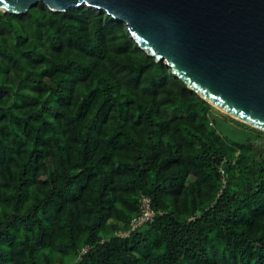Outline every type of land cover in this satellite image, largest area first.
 I'll return each instance as SVG.
<instances>
[{
  "label": "trees",
  "instance_id": "trees-1",
  "mask_svg": "<svg viewBox=\"0 0 264 264\" xmlns=\"http://www.w3.org/2000/svg\"><path fill=\"white\" fill-rule=\"evenodd\" d=\"M258 138L104 11L0 10V264H264Z\"/></svg>",
  "mask_w": 264,
  "mask_h": 264
},
{
  "label": "water",
  "instance_id": "water-1",
  "mask_svg": "<svg viewBox=\"0 0 264 264\" xmlns=\"http://www.w3.org/2000/svg\"><path fill=\"white\" fill-rule=\"evenodd\" d=\"M86 6L122 21L138 47L187 88L233 119L264 132V0H0L27 13L38 3Z\"/></svg>",
  "mask_w": 264,
  "mask_h": 264
},
{
  "label": "built area",
  "instance_id": "built-area-1",
  "mask_svg": "<svg viewBox=\"0 0 264 264\" xmlns=\"http://www.w3.org/2000/svg\"><path fill=\"white\" fill-rule=\"evenodd\" d=\"M219 171L221 173H224V170L221 166L219 168ZM140 206H141V212L139 213V215H137L136 217L132 219L130 228L127 231H119L118 232L119 235L121 236L128 235L131 231L136 230L137 227H140L142 224H144L148 220H152V218L155 215V212L153 211L151 207L150 198L142 196L140 199Z\"/></svg>",
  "mask_w": 264,
  "mask_h": 264
},
{
  "label": "rangeland",
  "instance_id": "rangeland-1",
  "mask_svg": "<svg viewBox=\"0 0 264 264\" xmlns=\"http://www.w3.org/2000/svg\"><path fill=\"white\" fill-rule=\"evenodd\" d=\"M215 111H217V113H218V115H219V117L220 118H222L225 122H227L228 124H230V125H234V126H238V122L239 121H237V120H235V122H232V121H230V118H232V117H230L229 115H227L225 112H223V111H220V110H218V109H216L215 108ZM254 142H256V143H258V144H263L264 143V139H255L254 140ZM260 150H262V149H260Z\"/></svg>",
  "mask_w": 264,
  "mask_h": 264
}]
</instances>
